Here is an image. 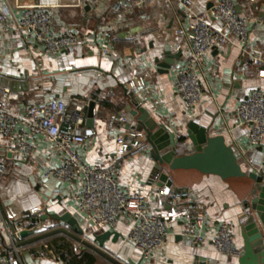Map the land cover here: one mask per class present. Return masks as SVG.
I'll use <instances>...</instances> for the list:
<instances>
[{
    "label": "crops",
    "instance_id": "obj_1",
    "mask_svg": "<svg viewBox=\"0 0 264 264\" xmlns=\"http://www.w3.org/2000/svg\"><path fill=\"white\" fill-rule=\"evenodd\" d=\"M36 0H4L10 6V16L0 20V96L1 89L10 86L13 92L11 107L23 113L30 104L45 103L52 99L66 102L68 110L83 105L86 113L91 101L95 102V121L90 126L95 130L92 139L78 147L85 161L107 164L116 150L112 140L128 129L121 127L119 120L110 125L111 117L120 113L130 115L124 87L136 78H143L145 85L136 89L135 94L143 106L158 123L166 124L177 137L185 136V141L177 145V154H187L192 143L188 137V124L196 121L210 128V135H223L238 157L245 171H252L247 164V156L261 148L249 145L247 129L240 123L235 113L236 107L255 87L264 89V66L262 74L249 57L242 53L236 42L214 49L204 67V91L195 109L185 108L174 86V69L182 63L183 54L175 61L169 73L159 71L155 62L163 59L162 53L171 50L174 31L187 27L190 16L184 6L177 1L165 7L159 2L145 0L135 5V0H86L83 7L79 0H59L62 4L51 9L56 26H74L80 35L89 40L86 53L79 57L60 58L43 52L40 45L26 41L13 30V23L19 19L21 11L16 4H32ZM241 12H249L256 17H264V0L246 9L243 0H236ZM212 0H195V9L204 10ZM263 16L260 17V14ZM218 22V21H217ZM249 50L256 46L264 51V26L258 22L251 27ZM109 54H104L103 49ZM175 52V51H172ZM248 61L245 68L241 62ZM15 62V64L13 63ZM20 82H19V81ZM19 82L18 86L15 85ZM132 91V90H129ZM130 117H132L130 115ZM131 120L130 128L136 127ZM9 159V173L0 175V205L5 216L11 221L30 223L31 211L37 214L70 212L85 230V237L107 230L117 231L120 236H111L104 248L118 260L126 264H239V257L218 251L211 242L195 246L182 236L188 225L183 220L169 224L168 242L153 255L144 259L134 243L129 239L130 221L121 219L113 228H97L82 219L77 210L75 194L76 182L51 177L44 173L61 163L59 152L43 136H36L32 143V154L28 161L20 155L6 153ZM154 160L150 157V146L133 150L121 160L119 182L121 185L140 191L152 209L158 208V192L162 187L158 175L154 173ZM190 197L179 204H166L167 209L187 208L203 202L209 213L203 234L211 237L221 221H228L234 232L236 247L243 248L240 221L244 203L218 175H207L199 183L189 188ZM63 225L47 219L38 225L43 232ZM63 235L73 245L76 241L65 234H57L43 241L21 247L22 264H67L52 250L40 246L48 240ZM94 264H111L95 251ZM75 251V249H74ZM76 251V252H80ZM0 264H8L0 261Z\"/></svg>",
    "mask_w": 264,
    "mask_h": 264
},
{
    "label": "built area",
    "instance_id": "obj_2",
    "mask_svg": "<svg viewBox=\"0 0 264 264\" xmlns=\"http://www.w3.org/2000/svg\"><path fill=\"white\" fill-rule=\"evenodd\" d=\"M165 7L181 3L190 16L187 27H179L174 31L172 51L181 52L182 63L174 69V86L177 95L188 110L195 109L204 91V67L209 54L216 48L233 42L248 61L256 67L257 74H262L264 51L256 46L249 50L251 44V27L258 22L264 26V17L259 18L249 12L238 10L240 4L236 0H212V5L204 10L195 9V0H153ZM260 0H243L246 9ZM0 0V20L7 19L10 6ZM145 0H135V5H142ZM86 0H79L77 6L83 7ZM62 4L59 0H36L32 4H16L21 11L18 20L13 23V30L27 42L40 45L43 52L60 58L79 57L86 53L89 40L79 34L74 26H56L51 9ZM218 21V22H217ZM109 54L108 49H103ZM241 62V68L248 65ZM15 64V62H13ZM145 85L141 77L132 79L127 88L133 92ZM13 92L10 86L1 89L0 96V175H7L9 159L6 153L20 155V159L28 161L32 154L33 139L40 135L45 137L61 156V163L51 167L44 173L49 179L56 177L69 183L76 182L78 190L75 201L82 219L97 228H113L118 221H130L128 237L140 251L144 259L165 246L168 242L169 224L183 220L188 225L182 236L190 245L199 246L209 241L220 252L240 257L243 248L236 247L234 232L228 221H221L217 232L208 237L203 234L209 213L203 202H197L187 208L167 209L166 204L176 205L190 197L189 188H178L165 183L159 190V207L152 209L146 197L138 190L120 184V166L124 156L133 150L141 149L146 144V132L136 128L122 129L112 142L116 150L107 164L89 163L84 160L78 147L92 139L95 130L86 126V113L83 105H76L68 110L65 101L52 99L45 103L30 104L23 112H16L11 107ZM240 123L247 129L249 145L255 149L250 156L244 152L247 164L252 166L259 179L264 182V89L253 88L235 109ZM119 120L121 127L131 123L130 115L118 114L111 117L110 125ZM249 208H244L241 220ZM32 214L38 209H32ZM38 226L28 227L40 233ZM22 225L19 221L9 220L0 205V261L8 264H22L20 239ZM49 252L47 243L41 246ZM80 251L81 244L74 245Z\"/></svg>",
    "mask_w": 264,
    "mask_h": 264
},
{
    "label": "water",
    "instance_id": "obj_3",
    "mask_svg": "<svg viewBox=\"0 0 264 264\" xmlns=\"http://www.w3.org/2000/svg\"><path fill=\"white\" fill-rule=\"evenodd\" d=\"M212 5L210 3L209 7ZM263 13L260 14V17ZM163 59H155L159 71L169 73L181 52L165 50ZM19 81V80H18ZM15 85L18 86L19 82ZM127 110L132 120L137 124V130L146 132L147 145L150 146V157L154 160V173L158 175L159 184L174 185L180 189L190 188L199 183L207 175H218L236 194L244 208H249L245 217L240 221L241 236L243 238V253L239 257V264H264V182L256 171H245L231 145L223 135H210V128L202 126L196 121L188 124L187 134L193 144L191 151L184 155L177 154L179 137L164 123H158L149 112L140 105V99L135 92L124 87ZM95 102L91 101L87 112V126H93L95 121ZM130 127V123L128 124ZM54 219L63 225L56 226L36 233L23 227L19 233L17 244L24 247L38 241H43L57 234H65L83 247L89 248L111 264H126L118 260L104 248V243L111 236L116 240L120 234L107 230L92 235V239L85 237V230L79 220L70 212L45 213L38 215L31 213L30 225L38 226L40 222ZM133 264V263H132Z\"/></svg>",
    "mask_w": 264,
    "mask_h": 264
},
{
    "label": "trees",
    "instance_id": "obj_4",
    "mask_svg": "<svg viewBox=\"0 0 264 264\" xmlns=\"http://www.w3.org/2000/svg\"><path fill=\"white\" fill-rule=\"evenodd\" d=\"M180 143L185 141V136H180ZM184 155V154H182ZM22 225V223L20 222ZM24 227H30V223L24 224ZM49 247L54 250L59 258L67 264H94L96 256L88 249L80 252L74 251L73 243L65 236L59 235L47 241Z\"/></svg>",
    "mask_w": 264,
    "mask_h": 264
},
{
    "label": "rangeland",
    "instance_id": "obj_5",
    "mask_svg": "<svg viewBox=\"0 0 264 264\" xmlns=\"http://www.w3.org/2000/svg\"><path fill=\"white\" fill-rule=\"evenodd\" d=\"M54 20H55V18H54Z\"/></svg>",
    "mask_w": 264,
    "mask_h": 264
}]
</instances>
